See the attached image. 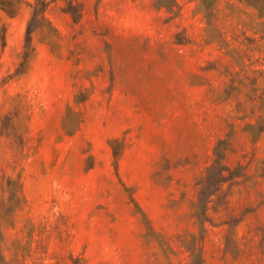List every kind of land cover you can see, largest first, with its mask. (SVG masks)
Listing matches in <instances>:
<instances>
[{
    "label": "rangeland",
    "instance_id": "374dc122",
    "mask_svg": "<svg viewBox=\"0 0 264 264\" xmlns=\"http://www.w3.org/2000/svg\"><path fill=\"white\" fill-rule=\"evenodd\" d=\"M42 1L0 0V264H264V17Z\"/></svg>",
    "mask_w": 264,
    "mask_h": 264
},
{
    "label": "trees",
    "instance_id": "16d2710c",
    "mask_svg": "<svg viewBox=\"0 0 264 264\" xmlns=\"http://www.w3.org/2000/svg\"><path fill=\"white\" fill-rule=\"evenodd\" d=\"M240 2L246 4L249 7H253L259 14V16L264 17V0H239ZM37 4L44 5V2L42 0H36ZM2 10L6 12L8 16H12L13 14L10 13L5 9L3 5H1ZM35 16V7L33 9V17ZM29 27L26 30V43L29 42ZM5 45V29L4 27H0V48H3ZM227 149L226 146H224V141L219 140L213 150L214 159L212 161L211 166L207 170V179L209 181V175L211 173L214 175L215 178H217V182H221L223 180V173L224 171H227L225 165L223 164L224 160V152ZM116 158V154L114 155ZM207 181V180H206Z\"/></svg>",
    "mask_w": 264,
    "mask_h": 264
}]
</instances>
